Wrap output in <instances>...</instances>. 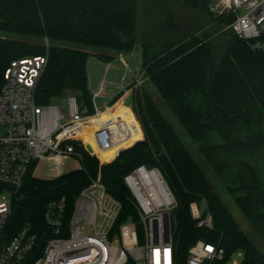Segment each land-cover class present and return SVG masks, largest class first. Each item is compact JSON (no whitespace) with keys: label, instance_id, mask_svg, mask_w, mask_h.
I'll return each mask as SVG.
<instances>
[{"label":"trees","instance_id":"obj_1","mask_svg":"<svg viewBox=\"0 0 264 264\" xmlns=\"http://www.w3.org/2000/svg\"><path fill=\"white\" fill-rule=\"evenodd\" d=\"M232 22L213 16L208 0H0V32L15 36L0 37V87L13 61L46 55L47 38L48 64L36 87V102L49 105L73 92L91 115L90 50L128 55L140 45L146 80L264 243V55L227 29ZM98 57L111 60L109 54ZM135 111L145 139L127 140L110 163L101 164L83 144L74 143L84 170L55 180H26L13 202L12 224L16 229L28 225L37 235L30 262L42 257L51 238L44 221L47 204L65 198L70 220L75 200L99 173L120 205L109 239L119 237L127 222L138 225L141 238L123 179L146 165L162 171L179 203L173 214L178 264H186L189 249L200 240L219 245L228 256L243 252V264H264V253L242 231L144 86L136 94ZM5 189L0 184V194ZM203 200L202 217L212 216V229L198 227L192 217L191 205Z\"/></svg>","mask_w":264,"mask_h":264},{"label":"built area","instance_id":"obj_2","mask_svg":"<svg viewBox=\"0 0 264 264\" xmlns=\"http://www.w3.org/2000/svg\"><path fill=\"white\" fill-rule=\"evenodd\" d=\"M209 10L215 17L232 18L227 29L252 50L264 55V0H211ZM43 45L46 55L13 61L4 73L0 87V184L6 187L0 194V264H178L173 214L179 203L162 171L146 165L135 168L123 179L128 199L143 230L141 238L138 225L132 222L122 224L119 237L113 240L109 239L113 226L108 233L101 232L108 192L99 173L75 200L70 220L65 198L47 204L44 221L51 238L42 257L30 262L37 235L28 225L16 229L12 224L13 202L26 180L37 178L36 171L41 164L47 165L50 171V177L42 180L62 177L68 173L65 168L71 161L79 164L73 171L84 170L83 156L74 144L85 146L82 138L60 140L61 134L70 127L85 130L98 124L101 127L99 137L104 143L101 145L98 139L96 142L102 150L110 151L114 147L109 136L105 137L107 130L101 124L105 119L108 118L112 130L130 136L128 126L119 123L117 117L109 118L117 105L127 98L132 99L135 111L136 94L146 81L144 72L139 69L130 86L117 85L112 102L121 97L114 105L106 102L98 107L99 94H94V114L91 115L87 108H81L77 95L70 93L64 97L63 105L53 102L40 105L36 102L35 92L48 64L50 42L47 38ZM137 120L144 140L138 117ZM107 143L111 144L107 146ZM93 155L101 164L110 163L104 162L99 153ZM191 213L198 221V227L212 229V216L203 218L199 204L191 205ZM233 255L228 256L219 245L200 240L189 249L186 264H243L244 257L238 262L233 260Z\"/></svg>","mask_w":264,"mask_h":264},{"label":"rangeland","instance_id":"obj_3","mask_svg":"<svg viewBox=\"0 0 264 264\" xmlns=\"http://www.w3.org/2000/svg\"><path fill=\"white\" fill-rule=\"evenodd\" d=\"M210 4H211V0H208V10L210 8ZM210 12V10H209ZM12 37L15 38L14 35H6L4 33L0 32V37ZM17 39H20V37H17ZM21 39H23L21 37ZM30 40V39H27ZM91 53V57L89 60V73H90V81H91V89L92 91L95 90L96 87V83L97 80L95 77H97L98 75L104 77L105 73L108 72V69L105 65V63L100 62L99 60V55H107V54H111L113 56H115V60H116V64H119L120 66H122V74L119 73V71L117 72L116 70H111V72L109 73L110 75L107 76L108 81H115V80H120V78H122L124 72L127 73V76L131 77L133 74L134 76L138 73V70L142 68V50L140 45L137 46V48L128 55H122V57L125 58V60L127 61V63L129 64L130 69L132 70V73H129V71L127 70L126 65H122L121 61L119 60L120 57L116 54H113L111 52L108 51H103V50H90ZM100 62V63H99ZM99 65V68L97 69L95 66ZM119 73V76H118ZM119 77V78H118ZM115 84V83H114ZM117 85L115 84L114 89ZM144 87L145 89L152 94L153 99L157 102V104L160 106V108L162 109V111L164 112V114L167 116V118L169 119V121L173 124L177 134L179 135V137L181 138V140L185 143V145L190 148L194 158L200 163V165H202L205 169V171L207 172V174L209 175V179L210 182L213 185V188L215 190L216 193H218V195L220 196V198L222 199L223 203L225 204V206L228 208V210L231 212V214L233 215V217L236 219V221L238 222L240 228L242 229V231H244L252 240V242L254 243V245L262 252L264 253V243L258 238V236L256 235V233L253 231V229L250 227L248 221L243 217V215L241 214L237 204H236V200L235 197L230 195L229 192L226 190V188L219 182L218 178L212 173V171L210 170V168L208 167V165L205 163V161L203 160V158L201 157V155L198 153L197 151V145H195L194 143H192L190 141V139L187 137V135L184 133L183 128L178 124V122L175 120V118L173 117V115L170 113V111L168 110V108L165 106L162 98L159 96V94L156 92L155 88L146 80L144 83ZM70 94H75L71 92ZM63 99L62 98H58L55 99L53 101V103L55 105H63ZM101 100L98 99V103L100 104ZM119 111L118 113L112 117L115 118L117 117L118 122H124V121H131L134 122V126H133V130L135 132L136 128H139V125H137L136 123V117L134 115V113L131 111V109H128L125 105H119L118 106ZM111 118H109L110 120ZM103 126H105L106 130H107V134L105 135V137L107 138L109 136V138L114 141L120 131L119 130H112V126H110L108 124V119H105L103 123H101ZM142 127V126H141ZM101 127H99L98 124H95V127L93 128H87L81 129L78 128L76 126L70 127L68 128L66 131H64L61 136H60V140H66V139H78V138H84V140L87 142V146L92 150V152H96L98 153L99 150L101 148H99L98 143L96 142V139L99 140L100 144L103 145V141H101L100 139V132ZM140 129V128H139ZM141 131V129H140ZM127 139H123V141H121V143L114 145V147L111 148V150L109 151V149L107 150L106 154L107 155H112L115 151H117L118 149H121L125 146ZM111 142V141H110ZM110 143H107V145ZM79 166L78 163L76 162H68L66 164V170L67 172L73 171L75 169H77ZM36 176L39 179H45L50 177V171L48 170L47 165L45 164H41L37 171H36ZM206 202L203 200L200 204H199V208H200V212L201 214L206 210ZM105 217L101 220V224H100V228H101V232L106 234L109 232L110 228L113 226V224L115 223L116 218L119 215L120 212V205L118 204V202L111 196V195H107L106 196V200H105ZM243 252L239 251L236 252L233 255V260L235 261H242V258L244 257V254H242Z\"/></svg>","mask_w":264,"mask_h":264},{"label":"crops","instance_id":"obj_4","mask_svg":"<svg viewBox=\"0 0 264 264\" xmlns=\"http://www.w3.org/2000/svg\"><path fill=\"white\" fill-rule=\"evenodd\" d=\"M116 55H118L120 57L119 60L121 61L122 65L123 66L126 65L127 70L129 71V73H132V70L130 69L129 64L127 63L125 58L122 57V55H124V54H116ZM109 57L111 58V60L108 61V62H106V61H104L102 59L99 60L100 62L105 63L106 67L109 68V69H108V72L105 73L104 77H102L101 75L100 76L98 75L97 77H95L96 80H97V83L95 84L96 87H95V90H93V91L91 89V81H90V77H89L90 76V73H89V62H88L89 90H90L92 96L94 94H99V97L96 99V105L98 107H100L102 104H104L106 102L107 103H112V99L115 96V89H114L115 84L116 85H123V86H130L135 80L134 74L131 77H129V76H127V73L124 72V74H123L122 78H120V80L117 79L115 81H108L109 77H107V76L110 75L109 73L111 72V70H116L117 72L119 71V73H121V74H122V71H123L122 66H120L119 64H116L115 56L109 54ZM99 65L97 64L95 67L98 69ZM119 73H118V76H119ZM68 94L69 93L65 94L64 97H66ZM98 99L101 100L100 104L98 103ZM128 100H129V98L125 99L124 101L121 102V104H118V105H125L128 109H131V111L134 113L135 117L137 118V116L135 114V111L133 109L132 103L131 104H127ZM118 105H117V107H118ZM131 121H127L126 120L123 123L131 122ZM93 127H95V125L89 126V128H93ZM82 140L84 141L85 147H86L87 146V142L84 140L83 137H82ZM110 144H108L107 146H109ZM92 154H96V152H92Z\"/></svg>","mask_w":264,"mask_h":264},{"label":"bare ground","instance_id":"obj_5","mask_svg":"<svg viewBox=\"0 0 264 264\" xmlns=\"http://www.w3.org/2000/svg\"><path fill=\"white\" fill-rule=\"evenodd\" d=\"M119 106V105H118ZM118 111H119V108L117 107V109L115 110V112L110 116V118H112V117H114L117 113H118ZM108 119V118H107ZM136 123H137V125H139V123H138V120H137V118H136ZM124 125H126V127L130 130V136H127L125 133L124 134H122V132L120 131V133H119V135H118V137L116 138V140L114 141V145H116V144H119V143H121V141H123V139H127V140H133V141H135V140H140V139H143V132H142V130L140 131V125H139V128H136L135 129V132H134V130H133V126L135 125L134 124V122H127V123H124ZM124 130H125V128H124ZM108 150V149H107ZM107 150H102V149H100L99 150V156L101 157V159L104 161V162H111V156L110 155H107L106 154V152H107Z\"/></svg>","mask_w":264,"mask_h":264},{"label":"water","instance_id":"obj_6","mask_svg":"<svg viewBox=\"0 0 264 264\" xmlns=\"http://www.w3.org/2000/svg\"><path fill=\"white\" fill-rule=\"evenodd\" d=\"M131 103H132V99L129 98V100L127 101V104H131ZM86 149H87V151H88L90 154H92V150H91L88 146H86Z\"/></svg>","mask_w":264,"mask_h":264},{"label":"flooded vegetation","instance_id":"obj_7","mask_svg":"<svg viewBox=\"0 0 264 264\" xmlns=\"http://www.w3.org/2000/svg\"><path fill=\"white\" fill-rule=\"evenodd\" d=\"M187 0H184V4H186Z\"/></svg>","mask_w":264,"mask_h":264}]
</instances>
